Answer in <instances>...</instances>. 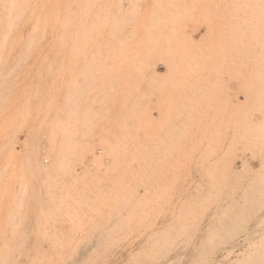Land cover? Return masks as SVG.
I'll list each match as a JSON object with an SVG mask.
<instances>
[{
    "label": "rangeland",
    "instance_id": "1",
    "mask_svg": "<svg viewBox=\"0 0 264 264\" xmlns=\"http://www.w3.org/2000/svg\"><path fill=\"white\" fill-rule=\"evenodd\" d=\"M247 2L0 0V264H264V0Z\"/></svg>",
    "mask_w": 264,
    "mask_h": 264
},
{
    "label": "bare ground",
    "instance_id": "2",
    "mask_svg": "<svg viewBox=\"0 0 264 264\" xmlns=\"http://www.w3.org/2000/svg\"><path fill=\"white\" fill-rule=\"evenodd\" d=\"M234 1H235V0H234ZM244 1H246V0H244ZM247 1L249 2L250 0H247ZM251 1L254 2V0H251ZM257 1H258V0H257ZM261 1H262V0H261ZM248 2H247V3H248ZM254 3H256V0H255ZM254 3H252L253 6H255ZM259 3H260V2H259ZM261 4H262V3H261ZM263 4H264V3H263ZM240 5H241V4H240ZM243 6H244V5H243ZM257 6H258V5H257ZM263 6H264V5H263ZM235 7H236V6H235ZM261 7H262V6H261ZM240 8H241V7H240ZM246 8H247V7H246ZM241 9H242V8H241ZM249 9H250V8H249ZM256 9H257V8H256ZM234 10H235V9H234ZM238 10H239V9H238ZM238 10H236L235 12H237ZM245 10H246V9H245ZM260 10L262 11V9H260ZM247 11H248V10H247ZM255 11H257V10H255ZM240 12H241V11H240ZM245 12H246V11H245ZM251 13H252V12H251ZM255 13H256V12H255ZM262 13H263V11H262ZM232 14H233V13H232ZM244 14H245V13H244ZM253 14H254V13H253ZM234 15H235V14H234ZM238 15H239V14H238ZM242 15H243V14H242ZM259 15H260V14H259ZM240 16H241V15H240ZM233 17H234V16H233ZM244 17H245V16H244ZM252 18H253V17H252ZM244 19H245V18H244ZM254 19H255V18H254ZM260 19H261V18H260ZM249 20H250V19H249ZM243 21H244V20H243ZM253 21H254V20H253ZM259 21H260V20H259ZM244 22H245V21H244ZM256 22H257V21H256ZM263 22H264V21H263ZM237 24H238V23H237ZM250 24H251V23H249V25H250ZM256 24H257V23H256ZM263 25H264V24H263ZM237 26H238V25H237ZM241 26H242V25H241ZM238 27H239V26H238ZM243 27H244V25H243ZM246 27H247V26H246ZM235 28H236V27H235ZM250 28H251V27H250ZM250 28H249V29H250ZM251 29H252V28H251ZM259 29L261 30V28H259ZM243 31H244V30H243ZM239 32H240V31H239ZM254 32H255V31H254ZM249 33H250V32H249ZM249 33H248V34H249ZM259 33H260V32H259ZM239 34H240V33H239ZM256 34H257V33H256ZM241 36H242V35H241ZM252 36H253V35H252ZM263 36H264V35H263ZM248 37H249V36H248ZM255 37H256V36H255ZM237 38H238V37H237ZM243 38H244V37H243ZM250 38H251V37H250ZM238 39L241 40L242 38H238ZM238 39H237V40H238ZM258 39H259V38H258ZM240 40H239V41H240ZM263 40H264V39H263ZM249 41H250V40H249ZM260 41H261V40H260ZM247 42H248V41H247ZM241 43H242V42H241ZM251 43H252V42H251ZM247 46H248V45H247ZM254 46H255V45H254ZM242 47H243V46H242ZM256 47H257V46H256ZM258 47H259V46H258ZM233 48H234V47H233ZM246 48H247V47H246ZM259 48H260V47H259ZM248 50H249V49H248ZM261 50H262V49H261ZM261 50H260V51H261ZM246 51H247V50H246ZM249 54H250V53H249ZM246 55H247V54H246ZM257 55H258V54H257ZM248 56H249V55H248ZM240 57H241V56H240ZM249 57H250V56H249ZM252 60H254V59H252ZM242 61H243V60H242ZM244 61H245V60H244ZM250 61H251V60H250ZM238 62H239V61H238ZM246 62H247V61H246ZM231 63H233V62H231ZM231 63H230V64H231ZM250 65H251V64H250ZM248 66H249V64H248ZM254 67H255V66H254ZM237 68H238V67H237ZM241 68H242V67H241ZM246 68H247V67H246ZM255 68H256V67H255ZM242 69H243V68H242ZM233 71H235V70H233ZM245 71H246V70H245ZM251 72H252V70H251ZM255 72H256V71H255ZM232 74H233V73H232ZM251 74H252V73H251ZM235 75H236V73H235ZM248 75H249V74H248ZM254 75H256V74H254ZM236 76H238V75H236ZM263 76H264V75H263ZM238 77H239V76H238ZM256 77H257V75H256ZM254 78H255V77H254ZM235 79H236V78H235ZM236 80H237V79H236ZM236 80H235V81H236ZM258 80H260V79H258ZM263 80H264V79H263ZM243 81H244V80H243ZM255 81H256V80H255ZM253 82H254V80H253ZM258 82H259V81H258ZM261 82H262V81H261ZM251 83H252V82H251ZM262 83H263V82H262ZM258 85H259V84H258ZM237 86H238V85H237ZM238 87H239V86H238ZM259 87H260V86H259ZM243 88H244V87H243ZM255 88H256V87H255ZM245 89H246V88H245ZM245 89H244V90H245ZM244 90H243V92H244ZM239 91H240V90H239ZM258 91H259V90H258ZM230 92H231V91H230ZM243 92H242V93H243ZM251 93H252V92H251ZM259 94H260V93H259ZM261 94H262V93H261ZM229 96H230V95H229ZM255 96H256V95H255ZM258 96H259V95H258ZM236 97H237V96H236ZM246 98H247V95H246ZM259 99H260V98H259ZM249 100H250V99H249ZM263 100H264V99H263ZM237 101H238V100H237ZM246 101H247V99H246ZM253 101H254V100H253ZM259 103H260V102H259ZM259 103H258V104H259ZM250 104H251V103H250ZM251 105H252V104H251ZM233 106H234V105H233ZM252 108H253V107H252ZM247 109H248V108H247ZM254 109H255V108H254ZM255 110H256V109H255ZM245 114H246V113H245ZM241 116H242V115H241ZM257 117H258V116H257ZM248 118H249V117H248ZM263 118H264V117H263ZM243 120H244V119H243ZM250 120H251V119H250ZM246 121H248V120H246ZM261 122H262V121H261ZM243 125H244V124H243ZM251 125H252V124H251ZM251 125H250V126H251ZM261 126H262V125H261ZM258 128H259V126H258ZM262 129H264V128H262ZM245 130H246V129H245ZM245 130H244V131H245ZM255 130H257V129L255 128ZM251 131H252V130H251ZM257 131H258V130H257ZM263 131H264V130H263ZM249 133H251V132H249ZM261 133H262V132H261ZM254 134H255V133H254ZM256 134H257V133H256ZM246 135H247V134H246ZM249 135H250V134H249ZM250 136H252V135H250ZM255 136H256V135H255ZM260 136H261V135H260ZM253 137H254V136H253ZM246 138H247V137H246ZM256 138H257V137H256ZM253 139H254V138H253ZM244 140H245V139H244ZM252 144H253V143H252ZM177 146H178V145H177ZM248 148H249V146H248ZM175 150H176V149H175ZM261 150H262V149H261ZM176 151H177V150H176ZM246 151H247V150H246ZM147 152H148V151H147ZM167 152H168V151H167ZM189 152H190V151H189ZM149 153H150V152H149ZM187 153H188V152H187ZM196 153H197V152H195V154H196ZM206 153H207V152H206ZM214 153H215V152H214ZM214 153H212V154H214ZM241 153H242V152H241ZM252 153H253V152H252ZM254 153H255V152H254ZM135 154H136V153H135ZM195 154H194V156H195ZM249 154H250V152H249ZM257 154H258V152H257ZM136 155H137V154H136ZM169 155H170V154H169ZM172 155H173V152H172ZM197 155H198V154H197ZM209 155H210V153H209ZM225 155H226V154H225ZM229 155H230V154H229ZM242 155H243V154H242ZM260 155H261V154H260ZM260 155H259V156H260ZM141 156H143V155H141ZM148 156H149V155H148ZM163 156H165V155H163ZM167 156H168V155H167ZM180 156H181V155H180ZM251 156H252V155H250V156H248V157L252 158L253 156H252V157H251ZM259 156H257V158H258ZM145 157H146V156H145ZM145 157H144V158H145ZM165 157H166V156H165ZM168 157H169V156H168ZM183 157H184V156H183ZM187 157H188V156H187ZM198 157H199V156H198ZM142 158H143V157H142ZM166 158H167V157H166ZM166 158H165V159H166ZM260 158H261V157H260ZM176 159H177V158H176ZM186 159H187V158H186ZM253 159H254V158H253ZM253 159H252V160H253ZM135 160H136V159H135ZM144 160H145V159H144ZM177 160H178V159H177ZM182 160H183V159H182ZM149 161H150V160H149ZM165 161H166V160H165ZM196 161H197V160H196ZM196 161H195V162H196ZM257 161H258V160H257ZM158 162H159V161H158ZM184 162H185V161H184ZM189 162H190V161H189ZM149 163H150V162H149ZM175 163L179 164L176 160H175ZM200 163H201V161H200ZM200 163H199V164H200ZM240 163H241V162H240ZM261 163H262V162H261ZM180 164H182V163H180ZM193 164H194V163H193ZM195 164H196V163H195ZM244 164H245V163H244ZM259 164H260V163H259ZM173 165H174V164H173ZM189 165H190V164H189ZM191 165H192V163H191ZM226 165H227V164H226ZM155 166H156V165H155ZM167 166H169V164L166 165V167H167ZM192 166H193V165H192ZM221 166H222V165H221ZM156 167H157V166H156ZM156 167H155V168H156ZM216 167H218V166H216ZM219 167H220V166H219ZM229 167H230V166H229ZM145 168H146V167H145ZM152 168H153V167H152ZM175 168H176V167H175ZM179 168H180V167H179ZM194 168H195V166H194ZM244 168H245V167H244ZM181 169H182V167H181ZM191 169H192V168H191ZM240 169H241V168H240ZM240 169H239V170H240ZM246 169H247V168H246ZM259 169L261 170V169H262V166H261V168H259ZM139 170H140V169H139ZM161 170H162V168H161ZM161 170H160V171H161ZM192 170H193V169H192ZM198 170H199V169H198ZM211 170H212V169H211ZM233 170H234V169H233ZM149 171H150V170H149ZM157 171H158V170H157ZM175 171H176V170H175ZM178 171H179V170H178ZM228 171H229V170H228ZM228 171L226 170L227 173H228ZM236 171H237V170H236ZM261 171H262V170H261ZM140 172H141V171H140ZM140 172H139V173H140ZM163 172H164V171H163ZM176 172H177V171H176ZM243 172H245V171H243ZM248 172H249V171H248ZM146 173H147V172H146ZM152 173H153V172H152ZM164 173H165V172H164ZM168 173H170V172H168ZM229 173H230V172H229ZM239 173L241 174V172H239ZM150 174H151V173H150ZM181 174H182V173H181ZM209 174H210V173H209ZM216 174H217V173H216ZM219 174H220V173H219ZM232 174H233V173H232ZM251 174H252V173L250 172L249 175H251ZM258 174H260V173H258ZM261 174H262V173H261ZM261 174H260V176H261ZM145 175H146V174H145ZM160 175H161V174H160ZM162 175H163V174H162ZM164 175H165V174H164ZM178 175H179V174H178ZM187 175L189 176V174H187ZM229 175H230V174H229ZM229 175H228V177H229ZM241 175H242V174H241ZM143 176H144V175H143ZM180 176H181V175H180ZM180 176H179V177H180ZM209 176H210V175H209ZM224 176H225V175H224ZM235 176H236V174H235ZM177 177H178V176H177ZM189 177H190V176H189ZM219 177H221V176H219ZM222 177H223V176H222ZM226 177H227V176H226ZM233 177H234V176H233ZM239 177H240V176H238V178H239ZM253 177H254V176H253ZM262 177H263V176H262ZM139 178H140V177H139ZM147 178H148V177H147ZM159 178H160V177H159ZM173 178H174V177H173ZM215 178H216V177H215ZM230 178H231V176H230ZM247 178H248V177H247ZM132 179H134V178H132ZM148 179H149V178H148ZM150 179H151V178H150ZM156 179H157V178H156ZM188 179H189V178H188ZM262 179H263V178H262ZM141 180H142V179H141ZM163 180H164V178H163ZM165 180H166V179H165ZM175 180H176V179H175ZM186 180H187V179H186ZM211 180H212V179H211ZM260 180H261V179H260ZM147 181H148V180H147ZM149 181H152V180H149ZM159 181H160V180H159ZM178 181H179V180H178ZM192 181H193V180H192ZM202 181H203V180H202ZM206 181H207V180H206ZM224 181H225V180H224ZM230 181H231V180H230ZM238 181H239V180H238ZM238 181H237V182H238ZM262 181H263V180H262ZM139 182H140V181H139ZM167 182H168V181H167ZM171 182H172V180H171ZM213 182H214V181H213ZM232 182L234 183V180H233V179H232ZM144 183H145V182H144ZM152 183H153V182H152ZM158 183H159V182H158ZM193 183H195V182H193ZM211 183H212V182H211ZM139 184H140V183H139ZM167 184H168V183H167ZM181 184H183V183L181 182ZM185 184H186V183H185ZM190 184H191V183H190ZM228 184H229V183H228ZM236 184H237V183H236ZM247 184H248V183H247ZM262 184H263V183H262ZM135 185H136V184H135ZM135 185H133V187H135ZM142 185H143V182H142ZM168 185H170V184H168ZM171 185H172V183H171ZM187 185H188V184H187ZM239 185H240V184H239ZM244 185H245V184H244ZM249 185H250V184H249ZM172 186H173V185H172ZM220 186H221V185H220ZM224 186H225V185H224ZM237 186H238V185H237ZM140 187H141V186H140ZM142 187H143V186H142ZM154 187H155V186H154ZM158 187H159V185H158ZM180 187H182V186H180ZM227 187H228V186H227ZM131 188H132V186H131ZM131 188H129V189H131ZM143 188H144V187H143ZM152 188H153V187H152ZM159 188H160V187H159ZM161 188H162V187H161ZM163 188H165V187H163ZM171 188H172V187H171ZM184 188H185V187H184ZM210 188H211V187H210ZM235 188H236V187H235ZM241 188H243V187H241ZM247 188H248V187H247ZM129 189H128V190H129ZM134 189H135V188H134ZM140 189H141V188H140ZM148 189H150V188H148ZM211 189H212V188H211ZM220 189H222V188H220ZM224 189H225V188H224ZM224 189H223V190H224ZM245 189H246V188H245ZM260 189H261V188H260ZM153 190H154V189H153ZM153 190H152V191H153ZM171 190H172V189H171ZM183 190H184V189H183ZM201 190H202V189H201ZM253 190H254V189H253ZM136 191H137V190H136ZM146 191H147V190H146ZM172 191H173V190H172ZM184 191H185V190H184ZM187 191H188V190H187ZM187 191H186V192H187ZM189 191H190V190H189ZM202 191H203V190H202ZM211 191H212V190H211ZM231 191L233 192L234 190H231ZM237 191H239V190H237ZM143 192H144V191H143ZM150 192H151V191H150ZM181 192H182V191H181ZM199 192H200V191H199ZM241 192H242V191H241ZM245 192H246V191H245ZM245 192L243 193V195L245 194ZM258 192H259V191H258ZM146 193H147V192H146ZM164 193H165V192H164ZM200 193H201V192H200ZM206 193H207V192H206ZM234 193H235V192H234ZM129 194H130V193H129ZM129 194H128V196H129ZM137 194H138V193H137ZM150 194H151V193H150ZM162 194H163V190H162ZM170 194H171V193H170ZM174 194H176V192H175ZM188 194H189V193H188ZM222 194H223V193H222ZM230 194H232V193H230ZM230 194H229V195H230ZM238 194H239V193H238ZM143 195H144V194H143ZM148 195H149V194H148ZM152 195H153V194H152ZM158 195H159V194H158ZM158 195H155V197H156V196L159 197ZM178 195H179V194H178ZM183 195H184V194H183ZM193 195H194V193H193ZM193 195H192V196H193ZM203 195H204V194H203ZM225 195H226V194H225ZM233 195H234V194H233ZM250 195H251V194H250ZM262 195H263V194H262ZM130 196H131V195H130ZM134 196H135V195H134ZM176 196H177V195H176ZM192 196H191V197H192ZM201 196H202V195H201ZM213 196H214V195H213ZM227 196H228V195H227ZM231 196H232V195H231ZM235 196H236V195H235ZM244 196H245V195H244ZM248 196H249V195H248ZM256 196H257V195H256ZM152 197H153V196H152ZM155 197H154V198H155ZM168 197H169V196H168ZM168 197H166V198H168ZM185 197H186V196H185ZM206 197H208V195H206L204 198H206ZM220 197H221V195H220ZM263 197H264V196H263ZM142 198H144V197H142ZM172 198H173V197H172ZM193 198H194V197H193ZM195 198H196V197H195ZM204 198H203V199H204ZM209 198H210V197H209ZM213 198H214V197H213ZM232 198H233V197H232ZM241 198H242V197H241ZM249 198H250V197H249ZM249 198H248V199H249ZM252 198H253V197H252ZM139 199H140V198H139ZM150 199H151V197H150ZM185 199H186V198H185ZM189 199H190V198H189ZM196 199H197V198H196ZM198 199H199V198H198ZM201 199H202V198H201ZM201 199H200V200H201ZM210 199H211V198H210ZM215 199H216V198H215ZM220 199H221V198H220ZM230 199H231V198H230ZM246 199H247V197H246ZM253 199H254V198H253ZM253 199H251V200L254 202ZM255 199H256V198H255ZM257 199H258V198H257ZM261 199H262V198H261ZM148 200H149V199H148ZM160 200H162V199H160ZM165 200H166V199H165ZM168 200H170V199H168ZM190 200H191V199H190ZM200 200H199V201H200ZM238 200H239V199H238ZM251 200H250V203H251ZM262 200H263V199H262ZM143 201H144V200H143ZM145 201H146V200H145ZM149 201H150V200H149ZM173 201H174V200H173ZM173 201H172V202H173ZM191 201H193V200H191ZM191 201H190V202H191ZM196 201H197V200H196ZM212 201L214 202V200H212ZM220 201H221V200H220ZM225 201H226V200H225ZM234 201H235V200H234ZM236 201H237V200H236ZM248 201H249V200H248ZM153 202H154V201H153ZM153 202H152V203H153ZM160 202H161V201H160ZM174 202H175V201H174ZM178 202H180V201L178 200ZM178 202H177V203H178ZM181 202H182V201H181ZM200 202H202V201H200ZM222 202H223V201H222ZM240 202H241V201H240ZM243 202H246V201H243ZM253 202H252V203H253ZM255 202H256V201H255ZM255 202H254V203H255ZM166 203H167V202H166ZM194 203H195V202H194ZM215 203H216V202H215ZM219 203H221V202H219ZM223 203H224V202H223ZM233 203H234V202H233ZM257 203H258V202H257ZM144 204L146 205L145 202H144ZM185 204H186V203H185ZM192 204H193V203H192ZM197 204H198V203H197ZM197 204H196V205H197ZM221 204H222V203H221ZM221 204H220V205H221ZM241 204H242V203H241ZM259 204H260V203H259ZM160 205H161V204H160ZM196 205H195V206H196ZM233 205H234V204H233ZM243 205H244V203H243ZM249 205H250V204H249ZM148 206H149V205H148ZM172 206H173V205H172ZM172 206H171V207H172ZM186 206H187V205H186ZM197 206H198V205H197ZM212 206H213V205H212ZM223 206H224V205H223ZM241 206H242V205H241ZM247 206H248V205H247ZM256 206H258V205H256ZM135 207H136V206H135ZM143 207H144V206H143ZM143 207H142V208H143ZM157 207H158V206H157ZM157 207H156V208H157ZM160 207H161V206H160ZM181 207H182V205H181ZM181 207H180V208H181ZM201 207H202V206H201ZM210 207H211V205H210ZM210 207H208V208H210ZM235 207H237V206H235ZM249 207H250V206H249ZM251 207H252V206H251ZM254 207H255V206H254ZM154 208H155V207H154ZM177 208H178V207H177ZM187 208H188V207H187ZM204 208H205V207H204ZM212 208H213V207H212ZM214 208H215V207H214ZM220 208H221V207H220ZM225 208H226V207H225ZM230 208H231V207H230ZM246 208H247V207H246ZM255 208H256V207H255ZM261 208H262V207H261ZM136 209H137V208H136ZM178 209H179V208H178ZM181 209H182V208H181ZM195 209H196V208H195ZM259 209H260V208H259ZM141 210H142V209H141ZM167 210H168V208H167ZM175 210H176V209H175ZM183 210H184V209H183ZM206 210H207V208H206ZM213 210H214V209H213ZM251 210H252V209H251ZM251 210H250V211H251ZM172 211H173V210H172ZM177 211H178V210H177ZM180 211H181V210H180ZM200 211H201V210H200ZM202 211H204V210H202ZM211 211H212V210H211ZM216 211H217V210H216ZM219 211H220V210H219ZM223 211H225V210H223ZM223 211H222V212H223ZM239 211H240V210H239ZM244 211H245V210H244ZM247 211H248V210H247ZM138 212H139V211H138ZM167 212H168V211H167ZM181 212H182V211H181ZM206 212H207V211H206ZM251 212H252V211H251ZM259 212H260V211H259ZM259 212H257V213H259ZM141 213H142V212H141ZM152 213H153V212H152ZM171 213H173V212H171ZM186 213H187V212H186ZM189 213H190V212H189ZM207 213H208V212H207ZM240 213H241V212H240ZM253 213H256V212H253ZM253 213H252V214H253ZM142 214H143V213H142ZM201 214H202V213H201ZM218 214H219V212H218ZM230 214H231V213H230ZM238 214H239V213H238ZM135 215H136V213H135ZM169 215H170V213H169ZM169 215H168V216H169ZM175 215H176V214H175ZM196 215H198V214H196ZM214 215H217V214L214 213ZM221 215H223V214H221ZM239 215H240V214H239ZM250 215H251V214H250ZM254 215H255V214H254ZM182 216H183V215H182ZM184 216H185V214H184ZM186 216H187V215H186ZM186 216H185V217H186ZM189 216H190V215H189ZM202 216H203V215H202ZM228 216H229V214H228ZM231 216H232V215H231ZM171 217H174V216H171ZM178 217H179V216H178ZM178 217H177V218H178ZM191 217H192V216H191ZM195 217H196V216H195ZM221 217H222V216H221ZM248 217H249V216H248ZM252 217H253V216H252ZM263 217H264V216H263ZM174 218H175V217H174ZM174 218H173V219H174ZM196 218H197V217H196ZM219 218H220V217H219ZM226 218H227V217H226ZM249 218H250V217H249ZM167 219H168V218H167ZM198 219H199V217H198ZM200 219H201V216H200ZM202 219H203V218H202ZM207 219H208V218H207ZM212 219H213V218H211V221H212ZM215 219H216V218H215ZM222 219H223V218H222ZM230 219H231V218H230ZM233 219H234V218H233ZM168 220H169V219H168ZM171 220H172V219H171ZM174 220H175V219H174ZM184 220H185V218H184ZM194 220H195V219H194ZM220 220H221V219H220ZM226 220H227V219H226ZM261 220H262V218H261ZM186 221H187V220H186ZM186 221H185V222H186ZM191 221H193V220H191ZM259 221H260V219H259ZM164 222H165V221H164ZM172 222H173V221H172ZM178 222H179V221H178ZM178 222H176V223H178ZM181 222H182V221H180V223H181ZM183 222H184V221H183ZM185 222H184V223H185ZM189 222H190V221H189ZM200 222H201V221H200ZM200 222H199V223H200ZM223 222H224V221H223ZM206 223H207V222H206ZM230 223H231V221H230ZM169 224H170V223H169ZM185 224H186V223H185ZM197 224H198V222H197ZM208 224H210V222H208ZM248 224H249V223H248ZM257 224H258V223H257ZM166 225H168V223H167ZM178 225H179V224H178ZM198 225H199V224H198ZM200 225H201V224H200ZM210 225H212V224H210ZM217 225H218V224H217ZM228 225H229V223H228ZM231 225H232V223H231ZM262 225H263V224H262ZM175 226H176V225H175ZM187 226H188V225H187ZM195 226H196V225H195ZM224 226L227 227V225H224ZM224 226H223V227H224ZM199 227H201V226H199ZM220 227H221V226H220ZM228 227H229V226H228ZM170 228H171V227H170ZM170 228H169V229H170ZM173 228H174V227H173ZM173 228H172V229H173ZM181 228H182V227H181ZM201 228H202V227H201ZM204 228H206V226H205ZM207 228H208V227H207ZM207 228H206V229H207ZM218 228H219V227H218ZM224 228H225V227H224ZM165 229H166V227H165ZM220 229H221V228H220ZM182 230H183V229H182ZM197 230H198V229H197ZM222 230H224V229H221V231H222ZM171 231H172V230H171ZM200 231H201V230H200ZM200 231H197V233L200 232ZM217 231H218V230H217ZM221 231H218V232H221ZM173 233H174V232H173ZM173 233H172V234H173ZM177 233H178V232H177ZM188 233H189V232H188ZM211 233H212V232H211ZM175 235H176V234H175ZM189 235H190V234H189ZM196 235H197V234H196ZM205 235H206V234H205ZM176 236H177V235H176ZM187 236H188V234H187ZM193 237H194V236H193ZM198 237L200 238V236H198ZM198 237H197V238H198ZM201 237H202V236H201ZM165 238H166V237H165ZM184 238H185V237H184ZM195 238H196V237H195ZM206 238H207V236H206ZM211 238H212V237H211ZM214 238H215V237H214ZM217 238H219V237H217ZM168 239H169V237H168ZM180 239H181V238H180ZM190 239H191V238H190ZM204 239H205V238H204ZM261 239H262V238H261ZM172 240H173V239H172ZM185 240H186V238H185ZM195 240H196V239H195ZM206 240H207V239H206ZM216 240H217V239H216ZM221 240H222V238L220 239V241H221ZM165 241H167V240H165ZM165 241H164V242H165ZM174 241H175V240H174ZM203 241H204V240H203ZM217 241H219V240H217ZM186 242H187V241H186ZM191 242H193V240H192ZM199 242H200V241H199ZM188 243H189V242H188ZM186 244H187V243H186ZM189 244H190V243H189ZM189 244H188V245H189ZM217 244H218V243H217ZM257 244H258V243H257ZM160 245H161V244H160ZM165 245H166V244H165ZM170 245H171V244H170ZM204 245H205V244H204ZM161 246H162V245H161ZM174 246H175V245H174ZM189 246H190V245H189ZM189 246H187V248H188ZM164 247H165V246H164ZM172 247H173V246H172ZM212 247H213V246H212ZM168 248H169V247H168ZM185 248H186V247H184V249H185ZM191 248H193V247H191ZM210 248H211V247H210ZM172 249H173V248H172ZM195 249H196V247H195ZM197 249H198V250H194V248H193V250H191V253H190V254H192V256L189 255V256H191V257H190L191 259H189V260H191V261H190V262L188 261L189 263H192L193 261H196L197 259H198V260H200V259H205V256L208 255V254L210 253V252L207 251V249H205V250H199L198 247H197ZM200 249H201V248H200ZM208 249H209V246H208ZM185 250H186V249H185ZM187 250H189V248H188ZM216 250H217V249H216ZM163 251H164V250H163ZM168 251H170V249H169ZM189 251H190V250H189ZM209 251H211V249H210ZM90 252H91V251H90ZM164 252H165V251H164ZM172 252H173V251H172ZM185 252H186V251H185ZM207 252H208V254H207ZM211 252H212V251H211ZM229 252H233V249H231V248H230V249H226L225 252L222 251L220 254L223 255L224 253H229ZM73 253H74V252H73ZM165 253H166V252H165ZM186 253H187V252H186ZM188 253H189V252H188ZM217 253H218V252H217ZM184 254H185L184 252L181 253V251H180V254L178 255V259H177L179 262H180V259H181L183 256L186 257ZM81 255H82V254H81ZM84 255L86 256V254H84ZM76 256H77V255H76ZM76 256H75V257H76ZM82 256H83V255H82ZM85 256H84V257H85ZM165 256H166V255H165ZM165 256H164V257H165ZM79 257H80V256H79ZM89 257H90V256H89ZM89 257H88V258H89ZM161 257H162V256H161ZM164 257H163V258H164ZM81 258H82V257H81ZM176 258H177V257H176ZM188 258H189V257H188ZM157 259H158V258H157ZM182 259H183V258H182ZM184 259H185V258H184ZM71 260H72V259H71ZM163 260H164V259H163ZM85 261H86V260H85ZM85 261H84V262H85ZM88 261H89V259H88ZM170 261H171V260H170ZM175 261H176V260H175ZM175 261H173V262H175ZM178 261H177V262H178ZM180 263H182V262H180ZM76 264H77V263H76ZM168 264H169V263H168ZM172 264H173V263H172ZM174 264H175V263H174ZM195 264H196V263H195Z\"/></svg>",
    "mask_w": 264,
    "mask_h": 264
}]
</instances>
